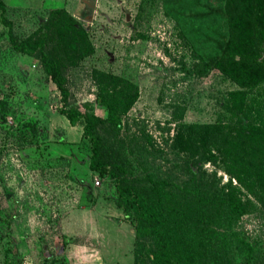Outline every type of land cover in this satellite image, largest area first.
Instances as JSON below:
<instances>
[{"label":"rangeland","instance_id":"374dc122","mask_svg":"<svg viewBox=\"0 0 264 264\" xmlns=\"http://www.w3.org/2000/svg\"><path fill=\"white\" fill-rule=\"evenodd\" d=\"M1 1L17 38L55 8L84 26L92 51L63 55L68 103L80 109L89 103L104 116L105 107L93 100L95 75L123 77L137 89L124 119L131 129L140 124L154 144L173 134V114L189 123L225 119L227 92L241 88L218 69L198 70L214 51V42L204 39L211 17L175 18L166 12L168 0ZM253 1L247 4L259 16L236 22L241 29L259 26V19L264 24V0ZM218 3L191 0L188 9ZM234 3L245 7V0ZM261 47L264 56V41ZM246 91L251 113L264 114L263 85ZM59 105L54 84L34 57L11 48L0 19V264H138L133 226L115 205L112 180L88 169L80 121L70 125ZM216 176L227 179L220 169ZM237 230L264 244V212L244 213ZM57 239H64L59 250Z\"/></svg>","mask_w":264,"mask_h":264},{"label":"trees","instance_id":"16d2710c","mask_svg":"<svg viewBox=\"0 0 264 264\" xmlns=\"http://www.w3.org/2000/svg\"><path fill=\"white\" fill-rule=\"evenodd\" d=\"M221 1L190 12L191 0H168L166 12L180 19L211 17L204 39L214 42V51L198 70L218 69L241 88L227 92L225 119L189 123L173 114V134L154 144L140 124L133 122L131 129L124 119L137 89L123 77L95 75L93 100L105 107L104 116L89 103L83 109L68 103L63 55L80 58L92 51L84 26L55 8L31 34L17 38L0 0L11 48L37 60L58 91V112L70 125L80 121L81 136L89 142L88 169L112 180L115 205L133 226L138 264H264V244L237 230L244 213L264 212V114L258 109L252 114L246 101V89L264 87V24L259 19L253 29L236 25L257 19V10L247 4L253 0H245L244 8L235 0ZM217 169L227 175L225 181ZM63 242L55 241L57 250Z\"/></svg>","mask_w":264,"mask_h":264},{"label":"built area","instance_id":"2783aa9c","mask_svg":"<svg viewBox=\"0 0 264 264\" xmlns=\"http://www.w3.org/2000/svg\"><path fill=\"white\" fill-rule=\"evenodd\" d=\"M32 66H33V64H32ZM94 183H95V184H98V180H97V179H95Z\"/></svg>","mask_w":264,"mask_h":264}]
</instances>
